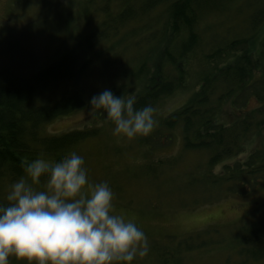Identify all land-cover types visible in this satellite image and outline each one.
<instances>
[{
	"label": "rangeland",
	"instance_id": "rangeland-1",
	"mask_svg": "<svg viewBox=\"0 0 264 264\" xmlns=\"http://www.w3.org/2000/svg\"><path fill=\"white\" fill-rule=\"evenodd\" d=\"M220 1L221 7L217 5ZM210 2L212 8H203L196 26L204 39L203 51L198 56H204L203 53L219 40L221 45H226L225 41L243 37L255 40L253 50L257 55L262 48L264 21L258 26L261 27L254 39L252 13L264 7V0ZM90 10L95 14L88 19L83 13ZM119 11L117 2L106 4L105 0H94L91 8L87 0H0V80L7 78L3 74L28 75L46 66L59 47L73 40L69 34L85 37L102 24L106 23V27L115 21ZM160 11L156 9L123 24L118 37L100 46L108 49L106 56L94 65L96 70L74 83L62 82L46 93L53 102L61 95L79 91L85 104L48 122L41 135L86 133L68 154L75 151L84 157L88 179L93 183L106 181L114 192L115 212L133 219L148 236V255L135 259L132 264H159L155 245L170 248L171 241L181 239L195 244L197 238L208 241L210 246L188 252L185 264H252L251 260L242 263L238 245H234V234L238 236L237 229L245 222L264 219V182L250 191L232 190L227 188V183H214L207 175L222 173V163L209 168V151L187 150L181 127L170 130L163 123L166 116L186 105L200 89L202 78L209 73L206 64L200 71V61L190 63L191 70L184 83L154 104L157 124L148 136L129 139L113 135L115 125L107 119L106 113L103 110L90 112L89 100L106 88L117 96H127L135 95L141 87L139 80L129 88L124 84L134 81L132 76L140 67L138 60L150 46L143 39L156 30V26L149 25L151 20L161 17ZM123 37L124 40L116 43ZM177 43L178 40L174 41ZM232 51L237 56L241 49L237 47ZM252 96L247 97L245 105L239 106L246 111L259 106L261 101ZM227 113L228 110L223 115ZM146 138L150 143H142ZM259 144L264 147V138L252 132L244 151L228 161L246 159L249 150ZM26 176L25 173L21 177ZM21 177L8 179L5 184L0 181L4 202H7L11 184ZM45 183L42 177L41 184L34 186L41 188ZM10 264H28V261L13 256Z\"/></svg>",
	"mask_w": 264,
	"mask_h": 264
},
{
	"label": "trees",
	"instance_id": "trees-1",
	"mask_svg": "<svg viewBox=\"0 0 264 264\" xmlns=\"http://www.w3.org/2000/svg\"><path fill=\"white\" fill-rule=\"evenodd\" d=\"M93 2L94 0H87L89 8ZM105 2H117L120 6L115 21H111L108 26L105 27L104 23L90 34L84 35L85 37L69 34L73 40L59 47L54 59L46 66L28 75L3 74L7 78L0 80L2 184L9 182L8 179L14 180L23 176L26 173L25 163L36 158L59 160L85 138L86 133L80 131L41 135L42 128L48 122L85 104L79 91L61 95L53 102L48 100L46 93L58 88L62 82L74 83L96 70L94 65L106 56L105 50L108 49L103 50L100 46L118 37L123 24L140 19L156 9L161 10V17L151 20L149 25L156 26V30L143 39L150 46L138 60L140 67L132 76L134 81L124 84L125 88H129L135 81H140L141 87L135 93V106H154L160 98L174 92L184 83L191 70L190 63L192 65L193 61H200V71L204 70L206 64L209 73L202 78L200 89L186 105L166 116L163 123L170 130L181 127L184 147L187 150L209 151V168L222 163V173L207 175L214 183H227L228 189L239 191H250L262 184L263 145H254L244 160H228L244 151L252 132L262 140L264 138V38L257 55L253 50L255 40L243 37L225 41L226 45H221L219 40V43L212 45L200 58L198 54L203 51L204 39L196 26L203 8H212L213 3L210 0ZM221 4L223 3L218 2L217 5L221 7ZM83 14L91 19L89 16L95 13L90 10ZM252 14L254 23L251 34L253 33L255 39L256 32L264 21V7L255 9ZM122 40L124 37L116 43ZM176 40L179 43L174 44ZM237 47L241 51L234 56L232 50ZM251 95L261 101V104L246 111L239 104L245 105L249 100L247 97ZM227 110L228 113L223 115ZM225 118L229 120L226 121ZM142 143L150 142L146 138L142 139ZM0 202L6 203L1 195ZM237 230L238 236L233 233L234 245H238L243 257L242 263L251 260L252 264H264V219L260 218L253 223L245 222ZM197 239L195 244L189 243L187 239L171 241L170 248L155 245L154 251L158 252L157 259L161 262L159 264H185V255L188 252L210 246L208 241Z\"/></svg>",
	"mask_w": 264,
	"mask_h": 264
},
{
	"label": "clouds",
	"instance_id": "clouds-1",
	"mask_svg": "<svg viewBox=\"0 0 264 264\" xmlns=\"http://www.w3.org/2000/svg\"><path fill=\"white\" fill-rule=\"evenodd\" d=\"M89 104L90 112L106 113L113 135L148 136L157 124L156 109L137 108L132 94L117 96L106 88ZM24 169L27 176L13 182L7 202H0V264L13 256L28 264H132L148 255L147 234L115 212L112 188L88 179L82 155L36 158ZM42 177L46 183L35 187Z\"/></svg>",
	"mask_w": 264,
	"mask_h": 264
}]
</instances>
